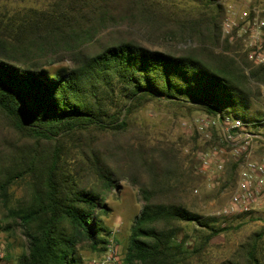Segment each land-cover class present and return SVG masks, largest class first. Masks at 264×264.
<instances>
[{"label":"trees","instance_id":"trees-1","mask_svg":"<svg viewBox=\"0 0 264 264\" xmlns=\"http://www.w3.org/2000/svg\"><path fill=\"white\" fill-rule=\"evenodd\" d=\"M192 1L215 12L172 18L151 0H55L8 20L0 9V126L8 131L0 135V202L29 180L7 215L28 240L19 264H85L84 246L103 254L112 237L103 218L112 213L109 194L125 178L139 185L143 208L125 240L124 264H196L201 252L180 238L185 225L208 233L204 245L231 230L230 219L221 226L187 208L179 151L150 145L127 118L158 101L261 121L252 109L263 97L264 66L221 42L218 0ZM128 24H140L148 38L190 46L172 53L127 40L95 49L82 66L51 68L52 58L81 53ZM263 239L257 234L231 264H264Z\"/></svg>","mask_w":264,"mask_h":264},{"label":"rangeland","instance_id":"rangeland-1","mask_svg":"<svg viewBox=\"0 0 264 264\" xmlns=\"http://www.w3.org/2000/svg\"><path fill=\"white\" fill-rule=\"evenodd\" d=\"M55 0H0V9L7 10L6 19L9 16H26L34 11L47 7ZM154 6L161 12L173 15L172 18L201 17L199 14L215 12V6L200 4L192 0H151ZM223 6V16L220 18V28L223 20L231 11L238 13L245 10L258 9L260 16L264 18V0H218ZM179 16H175L174 14ZM210 17V16H206ZM21 23V22H20ZM145 28L140 24L121 25L111 29L100 36L99 43L88 46L81 53H64L61 58H52L57 62L56 67L82 66L87 56L95 49L111 43L133 40L151 50L178 53L188 45L176 44L171 41H158L144 35ZM221 33V29H220ZM221 36V35H220ZM221 42L222 41L221 38ZM241 44H234L232 55L243 58ZM221 51V48L218 49ZM263 96L264 86H261ZM264 96L253 106L256 112L258 124L252 130L258 134L254 142V159L264 158V113L262 104ZM254 114V113H253ZM208 115L198 109L179 108L166 102L153 101L141 107L127 116L130 124L135 125L134 132L144 136L152 146H173L179 151V161L182 171L188 183V189L183 198L189 210L201 216L205 220L218 219L216 212L225 206L231 197V193L237 181L238 161L231 155L225 157L224 170L217 171L213 165L205 166L202 158L214 147L224 145L222 132L211 126L200 129L199 122ZM253 118V117H251ZM8 132L0 126V135ZM96 137L102 142L110 140L109 134H97ZM94 180V179H92ZM29 180H23L14 185L10 190L9 201L0 202V248L2 256L0 264H19L20 258L28 253V240L21 228H17L10 216L9 208L18 206L25 198ZM120 188L109 194L112 202L109 203L112 213L103 217L112 231V237L118 242V262L124 264L125 240L130 234L135 218L143 208L139 185L128 178L119 181ZM198 189L199 194H194ZM219 220L218 223L220 224ZM232 226L231 230L221 233L204 245V237L208 234L195 225H185L181 239L187 240L190 249H199L201 256L196 259V264H231L237 262L242 255V248L257 234H264V212L260 211L251 215L234 217L227 222ZM14 225V227H13ZM222 226V224H221ZM259 251L264 253V239L259 242ZM80 253L84 257L85 264L98 259L101 255L93 254L84 246Z\"/></svg>","mask_w":264,"mask_h":264},{"label":"built area","instance_id":"built-area-1","mask_svg":"<svg viewBox=\"0 0 264 264\" xmlns=\"http://www.w3.org/2000/svg\"><path fill=\"white\" fill-rule=\"evenodd\" d=\"M221 38L231 45L241 44L242 53L250 63L264 66V18L258 9L229 11L221 24ZM262 110L264 113V103ZM262 121L264 123V119ZM258 122H244L224 114L205 116L199 122L201 130L211 126L220 130L224 137L223 146L214 147L203 156L205 166L213 165L222 172L225 157L231 155L238 161L237 181L231 197L215 214L223 221L222 226L226 224L225 219L264 212V158H253L254 142L259 135L252 129ZM194 194H199V190H194ZM1 253L2 248L0 258ZM118 258L117 241L111 237L101 257L89 264H117Z\"/></svg>","mask_w":264,"mask_h":264},{"label":"crops","instance_id":"crops-1","mask_svg":"<svg viewBox=\"0 0 264 264\" xmlns=\"http://www.w3.org/2000/svg\"><path fill=\"white\" fill-rule=\"evenodd\" d=\"M263 93H264V91H263Z\"/></svg>","mask_w":264,"mask_h":264}]
</instances>
